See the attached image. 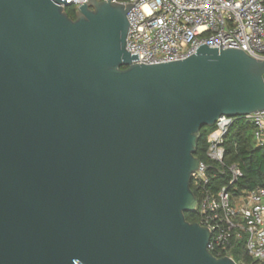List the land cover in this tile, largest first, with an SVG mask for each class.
<instances>
[{"label": "water", "instance_id": "water-1", "mask_svg": "<svg viewBox=\"0 0 264 264\" xmlns=\"http://www.w3.org/2000/svg\"><path fill=\"white\" fill-rule=\"evenodd\" d=\"M68 3L0 0V264H236L185 214L202 128L264 112V61L138 64L135 5Z\"/></svg>", "mask_w": 264, "mask_h": 264}, {"label": "built area", "instance_id": "built-area-1", "mask_svg": "<svg viewBox=\"0 0 264 264\" xmlns=\"http://www.w3.org/2000/svg\"><path fill=\"white\" fill-rule=\"evenodd\" d=\"M68 1L66 9L75 10L89 2ZM111 2L135 5L127 14L130 25L126 46L132 56L139 54L135 63L158 65L185 60L204 44L219 50L221 45L222 50H241L264 61V0ZM238 118L222 116L211 128L207 157L221 173H229L230 181L214 191L208 174L212 165L201 162L192 176L199 194L196 211L201 217L199 224L211 232L208 249L212 254L233 259L238 250L248 255L251 264H264V188L240 192L236 184L243 177L242 171L237 165L225 164V139ZM241 118L254 126L255 143L264 147V112ZM236 264L246 263L243 259Z\"/></svg>", "mask_w": 264, "mask_h": 264}, {"label": "trees", "instance_id": "trees-1", "mask_svg": "<svg viewBox=\"0 0 264 264\" xmlns=\"http://www.w3.org/2000/svg\"><path fill=\"white\" fill-rule=\"evenodd\" d=\"M67 13L69 17L75 19V9H67ZM210 132L211 128H202L196 156L201 162L212 165L208 172L211 177L210 188L218 191L229 185L230 176L227 171L225 174L221 173L218 170V166L213 164L207 157ZM224 147L226 149V166L237 165L243 174V177L236 184L238 190L240 192H249L257 188H264V147H258L255 143L254 126L244 118H238L225 139ZM192 190L197 199H199V194L193 184ZM185 216L190 223H200L201 221V217L197 211L195 213H186ZM237 254L241 257L239 261L236 258ZM213 255L219 256L217 252H214ZM233 259L237 263L243 259L246 264H251L252 262L246 253L238 250L234 251Z\"/></svg>", "mask_w": 264, "mask_h": 264}, {"label": "rangeland", "instance_id": "rangeland-1", "mask_svg": "<svg viewBox=\"0 0 264 264\" xmlns=\"http://www.w3.org/2000/svg\"><path fill=\"white\" fill-rule=\"evenodd\" d=\"M236 258H237V261H239L241 259V257L238 254H237Z\"/></svg>", "mask_w": 264, "mask_h": 264}]
</instances>
